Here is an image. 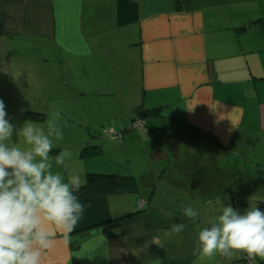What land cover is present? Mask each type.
<instances>
[{"label": "crops", "instance_id": "obj_1", "mask_svg": "<svg viewBox=\"0 0 264 264\" xmlns=\"http://www.w3.org/2000/svg\"><path fill=\"white\" fill-rule=\"evenodd\" d=\"M0 99L17 127L60 111L52 155L70 152L66 177L104 167L137 182L136 193L81 198L90 207L44 264H264L200 259L180 210L201 209V226L219 195L264 210V0H0ZM157 107L144 129L129 127ZM138 149L151 170L131 158ZM173 223L186 228L165 236Z\"/></svg>", "mask_w": 264, "mask_h": 264}, {"label": "clouds", "instance_id": "obj_2", "mask_svg": "<svg viewBox=\"0 0 264 264\" xmlns=\"http://www.w3.org/2000/svg\"><path fill=\"white\" fill-rule=\"evenodd\" d=\"M7 117L0 99V264H44L45 253L58 237L67 240L90 205L77 195L81 177H66L61 170L70 152L65 148L52 155L63 140L60 111L52 110L43 124L25 120L20 127ZM225 199L219 195L206 202L212 215L204 226L197 223L201 209L181 204L183 216L197 229L193 254L231 259L244 253L264 260V210L241 212ZM185 228L173 223L164 235H179Z\"/></svg>", "mask_w": 264, "mask_h": 264}, {"label": "trees", "instance_id": "obj_3", "mask_svg": "<svg viewBox=\"0 0 264 264\" xmlns=\"http://www.w3.org/2000/svg\"><path fill=\"white\" fill-rule=\"evenodd\" d=\"M158 107L150 110L141 111L140 118L143 119L148 114L156 115ZM27 114L34 118L35 113L27 112ZM135 120V119H133ZM132 120V121H133ZM145 128V126H144ZM143 128V129H144ZM112 137V136H111ZM121 137V133H120ZM114 137V138H120ZM98 146H85L82 148L83 151L86 150V153H94L98 151ZM133 192L136 193L137 190V182L134 176L132 175H119L115 173H94L88 172L85 174V179L80 191L77 193L79 199L89 196V195H114L122 192ZM142 197H138L137 201ZM145 199V198H143ZM146 201V199H145ZM146 204V202H145ZM144 204V206H145ZM143 206V207H144ZM138 207V206H137ZM143 207H138V211H141Z\"/></svg>", "mask_w": 264, "mask_h": 264}, {"label": "rangeland", "instance_id": "obj_4", "mask_svg": "<svg viewBox=\"0 0 264 264\" xmlns=\"http://www.w3.org/2000/svg\"><path fill=\"white\" fill-rule=\"evenodd\" d=\"M64 104L65 105H67V107L68 108H70L71 107V99L70 98H65V101H64ZM67 115V117L71 120V121H73L74 119H75V116H74V114H66ZM71 124V123H70ZM110 127V125H105L102 129H101V131L103 132V134H105L104 133V130H106L107 128H109ZM69 128H72V125H70V127ZM133 129H136V128H134V127H132ZM119 129V128H118ZM117 129H115V131H116ZM105 135H107V136H109V137H111V135H109V134H105ZM111 138H113V139H116V143L118 142V141H120V139L119 138H114V137H111ZM182 148L183 149H178V150H176V152L177 153H179V151H185L184 150V147L182 146ZM186 151H188V150H186ZM185 151V152H186ZM191 151L192 152H197L195 149H191ZM199 153V152H198ZM201 154V153H200ZM131 155V158L134 160V161H136V162H138V160H140V162H141V160H142V162H141V164H143L144 166H145V164L149 161L148 159H149V156H148V154H141V152L139 151V149H138V152H136V153H131L130 154ZM130 163L132 164V161H130ZM226 164V163H225ZM148 170H151V167L150 166H145ZM165 167H166V163H164V165L163 166H161L160 168H158V170H156L157 171V173H160V171H164L165 170ZM227 166H225V168H226ZM145 168V169H146ZM91 170H101V171H91V172H100V173H109V172H102V171H106L105 170V168L104 167H100V168H91ZM168 171H170V170H168L167 169V172ZM157 178H158V176H157ZM157 178H156V180H157ZM163 179H165L164 177L163 178H161V180L163 181ZM154 181V182H152L153 184H156V183H158L157 181ZM159 182V183H161V184H165V185H167L166 183H164V182ZM146 185H149V183H145L144 184V186L143 187H145ZM146 188H148V187H146ZM246 259V258H245ZM247 260V259H246Z\"/></svg>", "mask_w": 264, "mask_h": 264}, {"label": "built area", "instance_id": "obj_5", "mask_svg": "<svg viewBox=\"0 0 264 264\" xmlns=\"http://www.w3.org/2000/svg\"><path fill=\"white\" fill-rule=\"evenodd\" d=\"M144 126H145V124H144V120L143 119H137V120H133V121H131V123L129 124V127L131 128V127H134V128H139V129H142V128H144ZM104 133L105 134H109V135H111L112 137H120V131H114V130H112V129H110V128H107L106 130H104ZM145 199H143V198H141V199H139L138 201H137V206L138 207H143L144 206V204H145ZM245 258L247 259V260H250L248 257H247V255H245Z\"/></svg>", "mask_w": 264, "mask_h": 264}]
</instances>
